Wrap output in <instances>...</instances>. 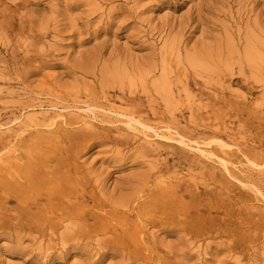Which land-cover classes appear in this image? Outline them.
Instances as JSON below:
<instances>
[{
  "label": "rangeland",
  "instance_id": "1",
  "mask_svg": "<svg viewBox=\"0 0 264 264\" xmlns=\"http://www.w3.org/2000/svg\"><path fill=\"white\" fill-rule=\"evenodd\" d=\"M6 5L0 264H264V0H0ZM13 25L18 34L2 33ZM162 71L172 100L158 93ZM59 160L104 183V200L163 195L177 221L147 227L154 250L106 244L98 253L88 234L64 249L21 234L32 219L5 214L4 191L41 172L48 181ZM160 172L167 181L158 185ZM174 193L176 202L165 198ZM74 245L84 249L67 250Z\"/></svg>",
  "mask_w": 264,
  "mask_h": 264
},
{
  "label": "bare ground",
  "instance_id": "2",
  "mask_svg": "<svg viewBox=\"0 0 264 264\" xmlns=\"http://www.w3.org/2000/svg\"><path fill=\"white\" fill-rule=\"evenodd\" d=\"M3 11H12V6L0 7V12ZM21 29L22 26L16 27L13 25L7 29L2 28V33L6 34L12 31L18 34ZM254 56L256 54L249 46L246 49L248 62L254 63L256 61ZM161 77L163 80L157 84L158 93L172 100L173 86L169 83L170 74L162 71ZM87 107L92 112L91 105L88 104ZM92 114H95L94 111ZM117 116L125 118L128 125L131 122H140L129 113H117ZM77 118L81 119L85 125L95 126L92 123L86 124L82 117ZM78 140L79 136L76 135L74 141L78 142ZM180 143L184 144L181 140ZM62 167L66 170L61 171ZM49 173L51 177L46 182L44 181L45 174L41 172L23 185L4 191L2 204L4 203L3 210L5 214L12 213L16 221H22L28 217L32 219L30 223L20 225L21 234L34 235L35 239L40 236L49 238V240L55 242L57 247L62 245L64 249H66L64 246L67 242L82 240L88 234L93 235L88 238L90 241L93 240V237H96L92 242L99 243L98 246H96L97 244L93 245V247L98 248V253L106 249V244L111 246L107 251H127L129 248L136 250L150 248L154 250V246L150 247L149 245L147 227L163 229L169 221L176 222L178 219L175 213H170L171 217L168 218L167 212L169 209L166 203L162 201L164 196L153 193V191H150L146 196L132 199L128 197L129 199H123L115 203L110 200L113 197H107L109 199L105 198V200L102 198L105 196L103 193L104 183L100 182V187H96L85 177H79L80 171L77 166L70 167L63 160H59L53 168L49 169ZM155 177L158 185L167 181L161 172L156 174ZM47 187L49 192L44 194L45 201L35 202L20 208V210L11 209V202L22 203L29 193L37 192L41 195ZM168 197H172L173 201L176 202L179 194L174 193L167 195L165 198ZM158 204H161V207H158ZM176 206L173 205V208ZM183 230L188 236L194 231L188 222L187 227H184ZM99 236L105 237V240L102 241L98 238ZM86 247L90 248L91 246L86 244ZM81 249H84L83 245H74L67 250Z\"/></svg>",
  "mask_w": 264,
  "mask_h": 264
}]
</instances>
